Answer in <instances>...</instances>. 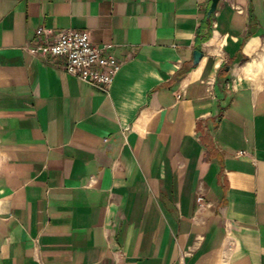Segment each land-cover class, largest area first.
I'll return each mask as SVG.
<instances>
[{"label": "crops", "instance_id": "obj_1", "mask_svg": "<svg viewBox=\"0 0 264 264\" xmlns=\"http://www.w3.org/2000/svg\"><path fill=\"white\" fill-rule=\"evenodd\" d=\"M210 2L0 0V264H264V0Z\"/></svg>", "mask_w": 264, "mask_h": 264}, {"label": "built area", "instance_id": "obj_2", "mask_svg": "<svg viewBox=\"0 0 264 264\" xmlns=\"http://www.w3.org/2000/svg\"><path fill=\"white\" fill-rule=\"evenodd\" d=\"M109 47L110 44H93L88 29L66 28L55 31L39 26L33 43L27 49L32 54L63 57V68L67 73L87 82L109 86L120 68L116 57L106 52ZM201 199L200 197L199 200Z\"/></svg>", "mask_w": 264, "mask_h": 264}, {"label": "water", "instance_id": "obj_3", "mask_svg": "<svg viewBox=\"0 0 264 264\" xmlns=\"http://www.w3.org/2000/svg\"><path fill=\"white\" fill-rule=\"evenodd\" d=\"M219 1H220V0H211V2H210V7H209V9H208V16H209V17L211 16V14H212L213 12L216 11V9H217V5H218ZM195 53H196V56H200V55H201V52H200V51H196Z\"/></svg>", "mask_w": 264, "mask_h": 264}]
</instances>
